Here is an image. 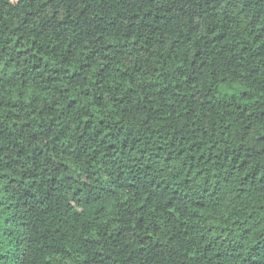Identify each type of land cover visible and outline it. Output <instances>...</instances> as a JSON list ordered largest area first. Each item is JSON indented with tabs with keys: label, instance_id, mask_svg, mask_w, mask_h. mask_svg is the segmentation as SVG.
I'll use <instances>...</instances> for the list:
<instances>
[{
	"label": "clouds",
	"instance_id": "obj_1",
	"mask_svg": "<svg viewBox=\"0 0 264 264\" xmlns=\"http://www.w3.org/2000/svg\"><path fill=\"white\" fill-rule=\"evenodd\" d=\"M0 264H264V0H0Z\"/></svg>",
	"mask_w": 264,
	"mask_h": 264
}]
</instances>
